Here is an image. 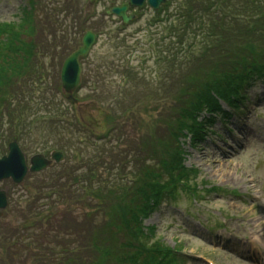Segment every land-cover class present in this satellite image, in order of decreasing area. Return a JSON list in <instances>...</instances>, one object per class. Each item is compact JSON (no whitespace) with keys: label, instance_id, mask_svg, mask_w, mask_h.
<instances>
[{"label":"rangeland","instance_id":"rangeland-1","mask_svg":"<svg viewBox=\"0 0 264 264\" xmlns=\"http://www.w3.org/2000/svg\"><path fill=\"white\" fill-rule=\"evenodd\" d=\"M38 1L45 5V14L49 16L46 20L43 19L41 37L38 36L37 39V60L43 63V78L47 83L43 87L40 83L33 87L27 83L28 86H25L20 97L28 101L32 99L30 103H25L34 109L35 99L45 93V98L51 100L53 106L50 109L42 106L36 111L31 110V113L45 115L49 113L47 111H55L59 104L67 108L66 105L70 102L60 92L61 80L56 79V71L52 66L59 63L62 49L69 45L70 38L63 33L69 32L72 15L64 19L58 6L53 8L56 0ZM83 1L88 4V0ZM111 1L117 5L125 0H98L87 11L84 7L83 14L78 16L79 20L73 15L76 24L79 22L92 27L99 38L90 55L81 62V82L85 85L74 95L77 99L74 109L72 106L64 109L70 112L67 117L73 122L72 127L59 123L53 127L50 122L38 123V120V125L35 120L30 123V111L22 121L17 123L15 119L16 126L8 125V110L12 109L14 102V92L9 90L0 98V146H7L13 135H18L19 145L28 160L35 153L48 156V147L60 144L66 158L61 165L73 167L82 162L83 155L86 160L99 157L100 161L93 170L97 177L112 173L116 178L113 181L123 178L121 181H128L132 190H136L137 186L135 188L134 185H139L140 179L146 178L147 172L141 177L140 166L136 165V160L140 161L139 156L127 155L132 149L129 144L139 149L146 148L147 144L153 142L156 134L161 137L167 127L160 125L154 129L153 125L163 120L169 122L168 106L171 102L177 103L182 99V93H189L187 85L192 82L198 88L202 84H208L218 78L219 71L214 67L220 69L219 63L223 64L222 69L236 67L237 62L240 63L242 58L251 54H248L249 49L242 47L240 51L235 49L231 58L225 62L221 60H226V57L215 59V54L213 57L209 54L202 57L200 44L190 47L187 36L179 38L173 35V27L177 24L170 13L162 10L159 15L148 6L129 9V14L134 15L135 20L126 27H121L118 19L105 16V10ZM28 2L29 0H0V25L17 21L20 11L28 6ZM171 9L170 5L169 11ZM173 53L178 54L177 59ZM170 67L174 70L171 71ZM180 76L183 79L179 80ZM253 85L248 92L245 109L240 110V113L243 112L240 114L242 117L235 111L232 112V118L225 122V126L217 119L212 126L214 132L202 138L198 144L192 145L187 139H180L185 150L182 164L190 174L189 180L187 178L188 185L191 190L195 187L193 191L198 195V200L189 199L181 191L177 198L172 196V200L165 201L144 221L145 225L153 226L156 237L154 241L165 247L180 249L184 264H263L264 79L258 78ZM219 105L223 110H228L227 103L219 102ZM237 116L242 119V124L237 121ZM159 141L161 143L158 142V146L166 153L177 146L176 143L171 145L174 140L168 135L165 140ZM180 141L176 140L177 143ZM77 142H84V145ZM78 148L81 151L75 150ZM129 156L131 163L120 165L123 158ZM111 162L117 163L109 165ZM109 166L114 169L109 170ZM67 169L64 168L63 171ZM56 171L61 172V166ZM52 172L46 169L40 173H29L19 187L14 186L9 179L1 182L0 189L7 193L9 206L0 219V264H45L47 259L44 249L47 245H75L79 237L83 238V244L89 243V238L100 242L104 235L100 237L97 233L106 235L118 228L109 226L112 225L111 219H104L103 213L93 208L89 193H85V198L78 199V202L67 197V202L51 204L46 209L43 204L50 199H40L42 196L32 186L50 185L49 181L55 175ZM114 186L113 194L129 190L127 185L124 189H119L118 183ZM90 190L93 195H99L103 199L113 198L98 188ZM105 208L110 213L113 206L108 203ZM54 210L58 211V221L57 218L55 220L60 222V228L55 231L58 242L52 237L54 232H51L49 225L39 226L40 229H25L26 222H31L32 219L41 222L47 213ZM223 222L227 231L218 230ZM53 225L55 227L56 223ZM69 230L75 233L72 237L64 234ZM147 233L149 234V230ZM69 239L77 242L68 243L71 241ZM118 241L123 250L122 246L127 241L125 236L119 237ZM102 247H95L94 254L91 257L81 256L83 259H79L77 254H65L66 264H110L105 261L108 257ZM114 252L119 253L118 250ZM107 260L113 263V260ZM167 264H179L178 258L175 257Z\"/></svg>","mask_w":264,"mask_h":264},{"label":"trees","instance_id":"trees-1","mask_svg":"<svg viewBox=\"0 0 264 264\" xmlns=\"http://www.w3.org/2000/svg\"><path fill=\"white\" fill-rule=\"evenodd\" d=\"M59 1L56 0L53 8L58 6L59 13L64 14V19L72 15V23L69 32L63 33L70 38L69 45L62 49L59 63L52 66L56 71L55 77L57 80L59 79L62 62L79 46L81 36L88 29L87 24L79 22V24H76V19L73 17V15L82 14L83 6L79 4L81 0H77L78 2L76 0ZM170 5L172 9L169 11ZM44 7L45 5L38 0H29L28 6L20 11L17 21L0 25V98L9 90L14 92L12 109L10 108L7 114L6 123L8 125L16 126L29 111L31 113L42 106L46 109H50L53 106L52 101H48L45 98V93L40 94L35 99L36 105L34 109L25 103L32 99L28 101V99L20 97L23 95L25 86H28L27 83H30L32 87L38 86L37 83H40V86L43 87L47 83L46 79L44 81L43 78L45 76L43 63L37 60L39 51L37 39L38 36L41 37L42 21L49 17L45 14ZM162 10L164 12L167 11L168 14L170 13V16L173 17L177 24V26L173 27L175 29L173 35L175 34V37L178 36L179 38L187 36L190 47L200 44V55L202 57L208 54L213 57L215 54V59L226 57V60H221V62H225L231 58L230 55L234 54L235 49L240 51L242 47L249 49L250 52L248 54L251 55H247L249 56L247 57L246 54H242L246 57L242 58L243 60L241 59L240 63L237 62L236 67H225L222 69L223 64L219 63L220 69L214 67L216 71H219V76L216 75L218 78L213 79L208 84H202V86L196 88L190 81V85H187L189 93H182V99L178 100L177 103L171 102L168 106L167 119L169 118V122L163 120L164 122L153 125L155 126L154 129L156 127L159 128L160 125L167 127L165 133L161 136L162 138L156 134L153 142L147 144L146 148L139 149L129 144L132 149L127 155L137 154L139 156L140 161L136 160V165L137 167L140 166L141 177L147 172L146 178L140 179L139 185H134L135 188L137 186L136 190H132V186H130L128 181H121L123 178H119L120 181H113L116 178H114L112 173L104 176L105 178L102 175L97 177L93 170L97 162L100 161L99 157L93 160L90 158L86 160L84 155L83 158L80 156L82 162L77 163L80 164L79 166L76 164L71 167L60 164L61 172L56 171L57 167L60 168L59 165L49 168L55 174L49 181L51 184L32 186V189L37 194H40L39 196H42L40 199H50L43 204L46 209L51 204L54 205L62 201L67 202V197L74 198L78 202V199L82 200V198H85L83 197L85 193H89L88 196L93 200V208L102 212L104 219H111L112 225L109 226H117L118 228L106 235L100 232L97 233L100 237L104 235V237H101V243L97 242L96 239L89 238V243L83 244V238L79 237L81 240L79 239L75 245L68 244L69 246H64L65 243H59L62 247L47 245L48 247L44 249V255L47 259L45 264H66L65 254H77L79 259H83L81 256L91 257L94 254V248L97 246H103L102 249L108 257L105 258V261L110 264H161L164 260L161 262L160 259L165 256V252L167 256L170 249L160 242L154 241L152 229L150 234L147 235L145 232L147 228L142 225V222L152 211L153 206H155L158 198L163 193L167 190L172 192L177 187L184 188L186 185L188 186L187 178L189 180V174L182 164L185 159V150L180 139H187L189 144L192 145L198 144L207 134L208 128L217 120V115L223 114L219 105L220 100L237 107V99L242 95L244 84L250 80L264 79V0H168L155 13L159 14ZM44 14L46 18H44ZM77 20H79L78 17ZM60 25L63 26L62 24ZM52 36L54 37V34ZM55 46L58 47V45ZM177 47L179 49V46ZM184 47L185 45L182 46V48ZM173 56L177 59L178 54L173 53ZM210 60L212 59L210 58ZM170 68L171 71L174 70V68ZM25 79H28V81H25ZM180 79H183V77ZM195 83L198 84L197 82ZM84 85L82 83V86ZM193 86L195 87L193 88ZM68 104L66 105L67 108L63 104H59L55 111H47L49 113L45 112V115H40L38 112L31 113L32 119L30 123L35 120V124L38 125V120V123L49 124L50 122L53 127H56V123L72 127L73 122L67 117L70 112L64 109H70L71 106L74 109L75 105L70 102ZM32 109L33 111H31ZM15 119L17 123H15ZM153 126L151 125V128ZM25 132L24 130L23 133ZM166 135L174 140L171 145L177 144L176 147L172 146L173 150L167 153L158 146V142L161 143L159 140H165ZM70 136L72 137L73 135L70 134ZM176 140L180 142L177 143ZM83 143L77 142L81 146L84 145ZM49 148L50 150H64L60 144H54ZM75 150L81 151L79 148ZM6 151V144H2L0 146V155ZM130 156L123 158L120 165L130 164L132 161ZM80 157L78 158L80 159ZM116 163L111 162L109 165ZM64 168H68L67 171H63ZM113 169V167L109 166V170ZM123 177L125 178V176ZM134 181L138 182L136 178H134ZM115 183H118L119 189H124L127 185L129 190L113 194L112 188L116 187L114 186ZM96 188L100 191L102 190L101 192H107L108 197L113 198L103 199L99 195H93L90 189L95 190ZM125 190H127V187ZM183 191H186V189ZM44 192L47 193L45 194ZM116 201L119 202L117 203ZM108 203L113 206L110 213L109 209L107 212L105 208ZM57 215L58 211L54 210L50 214L47 213L41 222L32 219L31 222H26L25 229L49 225L52 228L51 232H54L52 237L56 239L57 233L55 231L60 228V222H56V220L58 221ZM54 222L56 223L55 227L53 225ZM38 223L41 225H38ZM73 233L69 230L68 233L64 234L66 236L69 234L72 237ZM91 234L92 232L89 235ZM123 235L127 240L122 246L124 251L120 249L121 243L118 241L119 237ZM81 236L84 235L81 234ZM100 237H97V239ZM69 240L71 241H68V243L77 242V240ZM56 242H58L57 239ZM115 250H118L119 253L116 254ZM107 259L113 260V263Z\"/></svg>","mask_w":264,"mask_h":264},{"label":"water","instance_id":"water-1","mask_svg":"<svg viewBox=\"0 0 264 264\" xmlns=\"http://www.w3.org/2000/svg\"><path fill=\"white\" fill-rule=\"evenodd\" d=\"M94 0H91V3ZM166 0H129L119 7H114L108 14H115L127 23L132 16H127L126 11L130 5L142 7L145 2L152 8L157 9ZM96 36L94 33L88 31L82 39L81 46L74 51L63 63L61 69V83L65 92L70 94L69 99L75 101L72 94L77 90L80 84L81 67L79 58L86 56L92 45L94 44ZM63 160V155L60 152L53 151L50 159H47L42 154L33 155L29 162L30 167H27L25 156L19 148L16 138L9 144V153L0 158V181L7 178H12L16 183L23 180L27 172H39L51 166L53 163H59ZM7 206L6 193L0 190V209ZM2 213L0 212V217Z\"/></svg>","mask_w":264,"mask_h":264}]
</instances>
